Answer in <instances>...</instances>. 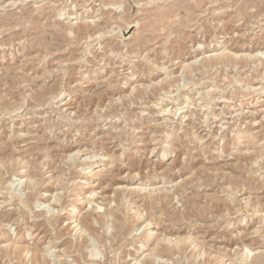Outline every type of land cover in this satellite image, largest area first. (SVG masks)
Listing matches in <instances>:
<instances>
[{
  "label": "rangeland",
  "instance_id": "1",
  "mask_svg": "<svg viewBox=\"0 0 264 264\" xmlns=\"http://www.w3.org/2000/svg\"><path fill=\"white\" fill-rule=\"evenodd\" d=\"M263 210L264 0H0V264H264Z\"/></svg>",
  "mask_w": 264,
  "mask_h": 264
},
{
  "label": "bare ground",
  "instance_id": "2",
  "mask_svg": "<svg viewBox=\"0 0 264 264\" xmlns=\"http://www.w3.org/2000/svg\"><path fill=\"white\" fill-rule=\"evenodd\" d=\"M94 12V11H93ZM78 15V13H73L72 14V17H70L69 18V23H70V31L71 32H73V34L75 33V36H77V35H79V34H81V33H84V32H87V31H89L92 27H97L99 24V22L98 21H95V19L93 18V20L92 19H90V18H85L84 16L82 17V22H80V23H76V25H77V30H75V27H74V25H75V23L73 22V20H76V19H78V17L79 16H82L83 15V12L82 13H80L77 17H74L73 15ZM96 17V16H95ZM97 18V17H96ZM99 18H100V16H99ZM98 18V19H99ZM101 19V18H100ZM99 19V20H100ZM98 22V23H97ZM201 45V44H200ZM251 53H253V51L251 52ZM251 53H244L243 54V56H245V57H248V58H252L254 55H251ZM237 54V53H236ZM239 55V54H238ZM241 55V54H240ZM217 56H226V57H228V58H230V57H233V56H236L234 53H232L231 51H228V49L227 48H225L223 51H221L220 53H218V55ZM256 56V55H255ZM14 57V56H13ZM214 57V56H213ZM221 58V57H220ZM196 60H198V59H196ZM262 60V59H261ZM190 62V61H189ZM262 62V61H261ZM197 63V62H196ZM254 63V62H253ZM154 64H156V63H154ZM192 64H194V63H192ZM184 65V64H183ZM188 65V67H189V63L187 64ZM186 66V65H185ZM191 67V66H190ZM184 69H185V67H184ZM166 72V71H165ZM168 73V72H167ZM144 74V73H143ZM172 74V73H171ZM168 75H169V73L165 76V77H162L161 78V80L163 81V80H165L166 78H168ZM172 76V75H171ZM153 81H156V80H153ZM142 84V83H141ZM149 84V83H148ZM151 84V83H150ZM138 85V84H137ZM146 85V84H145ZM153 85H155V84H153ZM135 87H136V85H135ZM133 88V89H136V88ZM149 87H151V85L149 86ZM133 92V91H132ZM122 96V95H121ZM123 97V96H122ZM125 97V96H124ZM126 97H128V96H126ZM120 99V98H119ZM118 99V100H119ZM114 101V100H113ZM110 102V101H109ZM210 105V104H209ZM253 111V110H252ZM253 113V112H252ZM255 113V112H254ZM255 120V119H254ZM251 121V120H250ZM256 121V120H255ZM257 121H258V119H257ZM252 122V124H253V120L251 121ZM133 128V127H132ZM135 130H136V128H135ZM238 129H236V131H237ZM247 130V129H246ZM241 131H243V130H241ZM53 132V131H52ZM244 132L246 133V131H243V133H241L240 135H239V137L237 138V142H238V144H241L242 142H243V137L245 136L244 135ZM250 133V132H249ZM251 134V133H250ZM222 140V139H221ZM250 140V139H249ZM254 140V138H252L251 137V142ZM164 142V141H163ZM245 142V141H244ZM134 143V142H133ZM235 143V142H234ZM102 148V147H101ZM170 141L169 140H165V143H164V145H163V153H162V156L164 157V156H166L167 155V153L170 151ZM153 149V148H152ZM90 150V149H89ZM79 150H77V152H78ZM81 151H82V149H81ZM80 151V152H81ZM249 151V150H248ZM84 152V151H83ZM82 152V153H83ZM87 152H90V151H87ZM101 152H103V151H101ZM100 153V152H99ZM77 154V153H76ZM76 154H74V155H76ZM91 154V153H90ZM73 155V154H72ZM73 155V156H74ZM78 155H79V153H78ZM101 155H103L102 153H101ZM77 156V155H76ZM80 156V155H79ZM86 156V155H85ZM87 156H89V155H87ZM98 156H100L98 153L96 154H94V155H90L89 156V158H91V160H89V161H87V163H88V165H87V168H89L88 170L89 171H87V175H89V176H95V175H97V172H95L94 171V169L92 168V165H93V163L95 162V161H97V157ZM103 157H105V156H103ZM88 158V159H89ZM70 160V159H69ZM23 161V160H22ZM26 161V160H25ZM101 163V162H100ZM86 164V163H85ZM28 169V168H27ZM260 169V168H259ZM87 170V169H86ZM24 175V174H23ZM29 178H31V177H29ZM87 178V177H86ZM90 178V177H89ZM86 182V181H85ZM36 184V183H35ZM86 185H89L90 184V182L88 181L87 183H85ZM138 184V183H137ZM127 186V185H126ZM135 188H132V187H130L131 188V190L133 189V190H138L139 192L141 191V190H143V187H137V185L136 186H134ZM122 188H124V187H122ZM127 188V187H126ZM129 188V187H128ZM164 188V186L162 185H160V187H159V185H158V187H153L151 190L152 191H154L153 193H155V191L156 192H159V191H161L162 189ZM166 188H167V186H165V190H166ZM261 188V187H260ZM83 189V188H82ZM125 189V188H124ZM164 189H163V191H165ZM96 189L95 190H92L91 191V195H89V196H95V194H96ZM150 193H152L151 191H150ZM166 193V192H165ZM56 195V194H55ZM165 195V194H164ZM128 196V195H127ZM56 197H58V194H57V196ZM60 197V196H59ZM62 197V196H61ZM123 197V196H122ZM121 197V198H122ZM90 198V197H89ZM79 200H82V199H79ZM96 201V200H95ZM104 201L106 202V200L104 199ZM104 201H102V202H104ZM1 202H3V201H1ZM90 203H91V200L89 201ZM107 202H110L109 200L107 201ZM122 202H124V200L122 201L121 200V203ZM127 202V201H126ZM125 202V203H126ZM120 203V204H121ZM98 204V203H97ZM9 205V204H8ZM12 205V204H11ZM103 205V204H102ZM6 206V205H5ZM121 206H122V204H121ZM78 204L76 205V208H75V210H77L78 209ZM115 207V206H114ZM118 207V206H117ZM105 208H106V206H105ZM256 208V207H255ZM111 209V208H110ZM104 210V212L102 213V215H101V218H104V219H106L107 217H112V219H111V221L112 222H110V223H112V224H120V219H119V217L117 216V214H116V212H115V210ZM115 209H116V207H115ZM119 209V208H118ZM125 210H126V208H125ZM255 210V209H254ZM256 210L257 211H259L260 209H258V208H256ZM255 210V211H256ZM46 211V210H45ZM264 211V210H263ZM71 212H73V215H72V217H74L75 215H74V212L75 211H71ZM118 212V211H117ZM124 213H125V211H124ZM135 213V215L138 217V218H143L141 215H142V213H141V215H140V211H135L134 212ZM259 213H260V211H259ZM121 214V213H120ZM90 215V214H89ZM129 215V214H128ZM261 215V214H260ZM135 216V217H136ZM96 218V217H95ZM97 220V219H96ZM143 220V219H142ZM75 221V220H74ZM141 221V220H140ZM244 221V220H243ZM145 222V224L143 223V227L145 228V233H149V232H151V231H153V227H152V222H151V220H145L144 221ZM79 225V223L76 225V226H78ZM111 225V224H110ZM80 226V225H79ZM81 227V226H80ZM111 227H113L112 225H111ZM140 228V227H139ZM142 228V227H141ZM79 229V228H78ZM81 229H82V227H81ZM257 230H258V228H256ZM255 229V230H256ZM80 230V229H79ZM82 231L83 232H87L88 231V229L86 230L85 228L84 229H82ZM258 233V232H257ZM157 234V233H156ZM122 235V234H121ZM151 235V234H150ZM155 237H156V235H155ZM154 237V238H155ZM190 237H192V235L191 236H189V238H187L186 236H185V238L184 239H182L183 237H179L178 238V240H176V242H175V244L176 245H178L179 246V244L180 243H182V242H184V241H186V240H188L190 243H192L191 241L193 240V238H190ZM167 239H163V237L161 238H159L157 241H156V244H155V247L153 248V250L151 251V252H148V253H144V251L145 250H147V247L145 246V240H148L149 238H148V235H144V241L143 242H141V244H140V249L138 250V252H140L141 250H144L143 252H142V255H143V257L141 258V259H138L136 262H138L137 264H139V262L141 263L142 262V264L144 263V264H150V258L153 256V259H154V256L156 255V250L158 249V248H160V247H162V244H163V242L164 241H167V242H170V239H169V237H166ZM171 238V237H170ZM181 238V239H180ZM152 239V238H151ZM172 239V238H171ZM177 239V238H176ZM186 239V240H185ZM192 239V240H191ZM184 240V241H183ZM173 241V240H172ZM111 243V242H110ZM188 243V242H187ZM196 243V242H195ZM194 243V248H196V250H197V247H196V244ZM191 246H192V244H191ZM198 246V245H197ZM2 247H5L6 249H8V250H13L14 252H19L20 251V247L18 246V245H16V242L15 243H10V242H8V243H6L5 245H4V243H3V246ZM200 248V247H199ZM186 251V250H185ZM253 252V251H252ZM28 254H30V255H32L31 253H30V250H27L26 251V255H28ZM46 254V253H45ZM30 255H29V257H30ZM47 256V255H46ZM60 256V255H59ZM63 255H61V257H62ZM157 256V255H156ZM155 256V257H156ZM34 257V256H33ZM35 257H36V254H35ZM34 257V258H35ZM47 258V257H46ZM136 258H138L137 256H136ZM156 258H158V257H156ZM36 259V258H35ZM222 259V258H221ZM220 259V260H221ZM136 260V259H135ZM159 260H160V258H159ZM247 261V260H246ZM248 264H250V263H248Z\"/></svg>",
  "mask_w": 264,
  "mask_h": 264
}]
</instances>
